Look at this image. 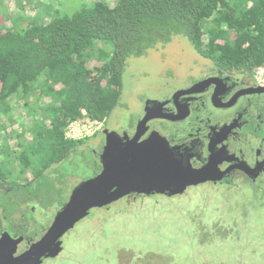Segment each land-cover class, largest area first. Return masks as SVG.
Returning a JSON list of instances; mask_svg holds the SVG:
<instances>
[{"label":"trees","instance_id":"obj_1","mask_svg":"<svg viewBox=\"0 0 264 264\" xmlns=\"http://www.w3.org/2000/svg\"><path fill=\"white\" fill-rule=\"evenodd\" d=\"M23 1L14 4L24 10ZM48 8L44 20L11 11L0 18V115L7 119L0 133L26 119L13 147L0 142V229L6 223L7 231L30 202L63 205L55 182L70 176L64 163L85 141L66 139V128L82 118L105 124L119 105L128 60L179 37L219 71L264 68V0H98L72 14ZM11 104L22 110L18 119ZM17 165L25 171L11 177Z\"/></svg>","mask_w":264,"mask_h":264},{"label":"rangeland","instance_id":"obj_2","mask_svg":"<svg viewBox=\"0 0 264 264\" xmlns=\"http://www.w3.org/2000/svg\"><path fill=\"white\" fill-rule=\"evenodd\" d=\"M95 1L98 0H30L29 4L24 0L26 8L21 10L14 0H0V18L7 17L11 11L14 17L38 15L44 20L50 13L48 6L60 8L61 14H72L84 4ZM102 1L113 5L116 0ZM30 21L25 20L26 23ZM10 24L8 21L4 26ZM20 26L18 31L22 30V22ZM89 62L88 66L93 63ZM127 64L119 105L98 131L78 139L85 141L71 154L70 162L63 165L70 176L64 184L55 182L60 185L57 189H62L60 201L63 205L79 182L93 177L92 151L104 127L117 126L120 118L131 120L139 113L141 100L162 97L169 87H178L185 77L204 72L210 66L208 60L179 37L145 57L128 60ZM255 73L259 79L264 78V70L257 69ZM9 108L13 118L18 119L23 114L16 104ZM0 120L7 123L2 114ZM24 121L7 126V132L3 133L6 137L0 133V142L8 140V146L13 147ZM16 155L20 153L15 152L13 157ZM11 170V177H19L25 171L21 165ZM61 206L44 209L30 202L15 220L32 224L27 230L32 237L48 226ZM33 208L34 214L29 215ZM65 242L64 251L46 264H264V196L250 185H240L220 188L219 193L202 188L174 199L137 197L124 200L108 209L94 210L91 218L69 232Z\"/></svg>","mask_w":264,"mask_h":264},{"label":"flooded vegetation","instance_id":"obj_3","mask_svg":"<svg viewBox=\"0 0 264 264\" xmlns=\"http://www.w3.org/2000/svg\"><path fill=\"white\" fill-rule=\"evenodd\" d=\"M167 91L159 98H144L140 102L139 113L131 120L122 121L120 118L117 126L107 125L104 130L115 132L121 139H124L123 135L129 140L136 137L138 142L157 134L165 139L176 156L189 162L192 168L200 169L211 164L208 181L187 187L180 195L131 194L107 207L92 209L77 224L91 218L94 210L108 209L120 201L137 197L174 199L202 188L219 193L220 188L240 185H250L264 196V78L259 79L255 72H223L210 65L204 72L185 77L181 85L173 86V89L169 87ZM145 118L147 120L143 122ZM105 138L102 131L98 145L92 151L93 176L101 171ZM34 209H31L33 214ZM54 217L40 234L31 237L27 230L32 224L16 221L14 216L10 222L12 231L4 230L8 229L5 223L0 229V237L4 232L13 238L23 237L17 249L22 253L45 233ZM69 232L62 238L61 253ZM57 257L46 259L42 264Z\"/></svg>","mask_w":264,"mask_h":264},{"label":"water","instance_id":"obj_4","mask_svg":"<svg viewBox=\"0 0 264 264\" xmlns=\"http://www.w3.org/2000/svg\"><path fill=\"white\" fill-rule=\"evenodd\" d=\"M103 132L106 138L101 171L73 188L45 233L24 252H17L23 237L2 233L0 264H42L57 257L63 249L62 238L92 209L107 207L131 194L180 195L187 187L209 179L211 164L192 168L157 134L138 142L136 137L129 140L123 135L121 139L115 132Z\"/></svg>","mask_w":264,"mask_h":264},{"label":"built area","instance_id":"obj_5","mask_svg":"<svg viewBox=\"0 0 264 264\" xmlns=\"http://www.w3.org/2000/svg\"><path fill=\"white\" fill-rule=\"evenodd\" d=\"M264 70V68H258ZM103 123L92 121L88 118H82V120H77L68 125L65 132V138L69 140H78L81 137L87 135L90 132H96L102 127ZM87 129H90L89 132H86ZM85 132V134H83Z\"/></svg>","mask_w":264,"mask_h":264}]
</instances>
